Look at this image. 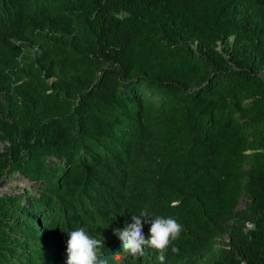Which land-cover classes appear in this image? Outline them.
I'll use <instances>...</instances> for the list:
<instances>
[{
	"label": "trees",
	"instance_id": "1",
	"mask_svg": "<svg viewBox=\"0 0 264 264\" xmlns=\"http://www.w3.org/2000/svg\"><path fill=\"white\" fill-rule=\"evenodd\" d=\"M262 71L264 0H0V264L73 227L105 264H264ZM142 208L183 227L133 256Z\"/></svg>",
	"mask_w": 264,
	"mask_h": 264
},
{
	"label": "clouds",
	"instance_id": "2",
	"mask_svg": "<svg viewBox=\"0 0 264 264\" xmlns=\"http://www.w3.org/2000/svg\"><path fill=\"white\" fill-rule=\"evenodd\" d=\"M130 217L131 222L126 221L123 227H113L112 231L120 240V248L133 256L142 254L146 244L163 252L171 241L179 236L183 227L174 216L156 214L147 208L140 209ZM144 225H148L147 237L143 231ZM63 230L67 234L64 242L66 245L64 264H105L97 256L101 241L84 227ZM158 259L163 261V255Z\"/></svg>",
	"mask_w": 264,
	"mask_h": 264
},
{
	"label": "rangeland",
	"instance_id": "3",
	"mask_svg": "<svg viewBox=\"0 0 264 264\" xmlns=\"http://www.w3.org/2000/svg\"><path fill=\"white\" fill-rule=\"evenodd\" d=\"M261 76L264 78V71L261 72ZM7 141L0 142V149L4 150ZM27 180L22 177L19 173H10L2 178H0V192L8 191L15 185H23ZM244 205V199H241L240 206Z\"/></svg>",
	"mask_w": 264,
	"mask_h": 264
}]
</instances>
